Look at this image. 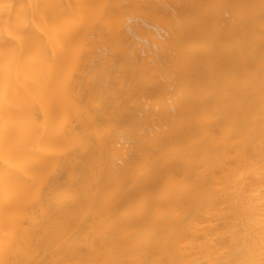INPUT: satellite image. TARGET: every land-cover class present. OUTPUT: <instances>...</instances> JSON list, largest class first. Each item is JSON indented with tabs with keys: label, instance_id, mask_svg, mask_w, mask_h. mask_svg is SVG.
Segmentation results:
<instances>
[{
	"label": "bare ground",
	"instance_id": "6f19581e",
	"mask_svg": "<svg viewBox=\"0 0 264 264\" xmlns=\"http://www.w3.org/2000/svg\"><path fill=\"white\" fill-rule=\"evenodd\" d=\"M0 264H264V0H0Z\"/></svg>",
	"mask_w": 264,
	"mask_h": 264
}]
</instances>
